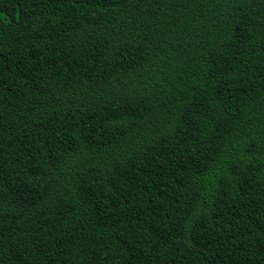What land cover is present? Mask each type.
Instances as JSON below:
<instances>
[{
  "label": "trees",
  "instance_id": "trees-1",
  "mask_svg": "<svg viewBox=\"0 0 264 264\" xmlns=\"http://www.w3.org/2000/svg\"><path fill=\"white\" fill-rule=\"evenodd\" d=\"M0 264H264V0H0Z\"/></svg>",
  "mask_w": 264,
  "mask_h": 264
}]
</instances>
